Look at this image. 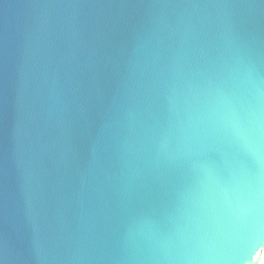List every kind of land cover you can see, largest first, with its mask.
<instances>
[{"label":"water","instance_id":"obj_1","mask_svg":"<svg viewBox=\"0 0 264 264\" xmlns=\"http://www.w3.org/2000/svg\"><path fill=\"white\" fill-rule=\"evenodd\" d=\"M264 0H0V264H259Z\"/></svg>","mask_w":264,"mask_h":264},{"label":"rangeland","instance_id":"obj_2","mask_svg":"<svg viewBox=\"0 0 264 264\" xmlns=\"http://www.w3.org/2000/svg\"><path fill=\"white\" fill-rule=\"evenodd\" d=\"M261 259L264 261V250L262 251Z\"/></svg>","mask_w":264,"mask_h":264},{"label":"bare ground","instance_id":"obj_3","mask_svg":"<svg viewBox=\"0 0 264 264\" xmlns=\"http://www.w3.org/2000/svg\"><path fill=\"white\" fill-rule=\"evenodd\" d=\"M259 264H264V261L261 258Z\"/></svg>","mask_w":264,"mask_h":264}]
</instances>
